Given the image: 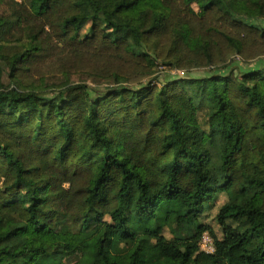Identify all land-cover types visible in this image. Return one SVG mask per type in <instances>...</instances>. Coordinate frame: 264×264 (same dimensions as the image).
Masks as SVG:
<instances>
[{
  "label": "trees",
  "instance_id": "1",
  "mask_svg": "<svg viewBox=\"0 0 264 264\" xmlns=\"http://www.w3.org/2000/svg\"><path fill=\"white\" fill-rule=\"evenodd\" d=\"M257 19L264 0H0V264H264V68L222 72L264 58ZM157 66L186 77L143 83Z\"/></svg>",
  "mask_w": 264,
  "mask_h": 264
},
{
  "label": "rangeland",
  "instance_id": "2",
  "mask_svg": "<svg viewBox=\"0 0 264 264\" xmlns=\"http://www.w3.org/2000/svg\"><path fill=\"white\" fill-rule=\"evenodd\" d=\"M194 9L197 11L196 7L194 6ZM249 23H252L254 25L260 26L264 29V20H249ZM2 66V76H1V83L7 88H11L10 79L8 76V69L5 65L1 64ZM254 68H264V58L254 61L251 63H244L239 57H235L232 59L228 66V70L222 71H233L234 73H239L240 70H248V69H254ZM211 70H202V71H194L189 74L190 78H196V77H202L209 75ZM175 77L176 79L185 78V74L181 72L176 71H170L167 68L163 66H157L154 69V73L152 76H150L148 79L144 80L143 83L146 82H152V84L161 85L164 78L167 77ZM69 84L70 85H80V86H86V92L89 97H94L99 91L105 90L108 87V84H100L96 85L91 82L88 78L85 76H72L69 78ZM66 82V81H65ZM45 87L42 89L44 91H47L49 93L56 92V90L64 89V81L60 80H50L47 81L44 85ZM204 112L201 111L199 113V119L201 120V124L203 125L204 118H203ZM226 202V196L224 194H219L218 197L215 199L213 205L209 209V211L205 215L204 222L209 224L213 230L215 231L216 235L220 238L221 232L220 228L217 225L215 221V216L219 210V208ZM165 236L167 238H170L167 231H165ZM200 249L205 250V252H213V245L211 238L206 234L203 236V238L200 241ZM157 262H161L163 264H176L173 260V257L170 253H162L159 250H143L139 253V264H156Z\"/></svg>",
  "mask_w": 264,
  "mask_h": 264
},
{
  "label": "built area",
  "instance_id": "3",
  "mask_svg": "<svg viewBox=\"0 0 264 264\" xmlns=\"http://www.w3.org/2000/svg\"><path fill=\"white\" fill-rule=\"evenodd\" d=\"M177 72V71H176ZM202 251H204L205 252V250H202ZM206 253H211V252H206Z\"/></svg>",
  "mask_w": 264,
  "mask_h": 264
}]
</instances>
